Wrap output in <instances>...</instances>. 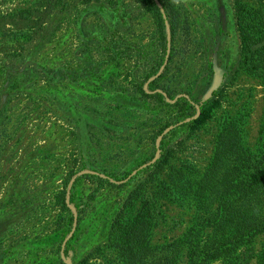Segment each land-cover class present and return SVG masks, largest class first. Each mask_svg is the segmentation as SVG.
<instances>
[{
    "label": "rangeland",
    "instance_id": "1",
    "mask_svg": "<svg viewBox=\"0 0 264 264\" xmlns=\"http://www.w3.org/2000/svg\"><path fill=\"white\" fill-rule=\"evenodd\" d=\"M157 1L161 27L145 0L0 3V264H59L66 242L74 262L121 264L108 246L109 227L143 175L122 186L109 175L136 176L154 164L164 138L171 164L203 170L227 114H245L246 144H260L264 86L236 73L234 0ZM21 9L31 12L28 20L11 16ZM213 60L223 75L221 106L190 132L182 125L209 91ZM150 93L170 105L183 98L194 114L178 122L176 110L144 95ZM65 185L68 194L74 185L80 220L75 213L62 244L56 195ZM159 212L152 245L175 240L189 224L188 212L167 203ZM263 248L264 233L240 249V264H264Z\"/></svg>",
    "mask_w": 264,
    "mask_h": 264
},
{
    "label": "trees",
    "instance_id": "2",
    "mask_svg": "<svg viewBox=\"0 0 264 264\" xmlns=\"http://www.w3.org/2000/svg\"><path fill=\"white\" fill-rule=\"evenodd\" d=\"M8 0H0V3ZM98 3L99 0H82V4ZM156 13L159 26L162 18L157 0H145ZM60 4V2H58ZM31 12L21 9L12 17L28 20ZM234 27L239 40V60L236 73L242 72L259 79L264 86V0H234ZM170 24L173 25L172 19ZM220 31L225 26V14L219 10ZM174 27V26H173ZM173 31V29H172ZM163 37V35H162ZM164 38V37H163ZM213 82L209 91L199 101L196 117H191L193 106L183 98L167 104L161 94H144L167 109H175L176 121L191 117L182 125L193 132L207 124L214 111L221 106L219 74L214 60L209 65ZM152 91L155 89L150 88ZM170 99L173 98L168 94ZM247 116L243 113L225 115L218 125L212 155L203 170L184 161L179 165L170 163L173 155L165 138L161 141V154L154 164L136 176L130 172L121 176L109 175L112 179L131 181L143 175L142 180L131 190L112 220L108 233V246L116 251V260L121 264H240V249L248 246L253 238L264 233V130L260 144L250 149L245 141L244 126ZM163 127L159 128V134ZM263 133V134H262ZM140 165H142L140 163ZM99 182L111 184L94 175ZM68 181L66 182L67 185ZM66 185L56 195V203L64 217L58 228L60 243L68 238L72 223L80 220V206L73 192L68 194ZM150 190V192L148 191ZM160 203L189 213V224L175 240L161 245H152L151 238L158 226ZM77 229V226H76ZM66 242L59 264H87L85 259L72 260V249ZM264 256V248L259 260Z\"/></svg>",
    "mask_w": 264,
    "mask_h": 264
},
{
    "label": "water",
    "instance_id": "3",
    "mask_svg": "<svg viewBox=\"0 0 264 264\" xmlns=\"http://www.w3.org/2000/svg\"><path fill=\"white\" fill-rule=\"evenodd\" d=\"M72 211L74 212V214H75V211H74V209L72 208ZM75 216V215H74ZM69 237V236H68Z\"/></svg>",
    "mask_w": 264,
    "mask_h": 264
}]
</instances>
